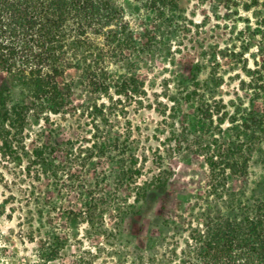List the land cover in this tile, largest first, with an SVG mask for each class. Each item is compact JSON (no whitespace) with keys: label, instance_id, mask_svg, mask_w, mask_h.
<instances>
[{"label":"trees","instance_id":"trees-1","mask_svg":"<svg viewBox=\"0 0 264 264\" xmlns=\"http://www.w3.org/2000/svg\"><path fill=\"white\" fill-rule=\"evenodd\" d=\"M131 1L135 8L128 0H0L4 159L19 165L26 161L28 175L74 188L94 155L105 159L112 152V167L96 176L94 188L101 185L106 191L113 183L139 178L140 170L131 174L138 161L131 153V135L113 134V123L125 118L129 108L144 106L141 66L162 51V25L168 34L177 29L181 7L179 0ZM205 1L214 27L212 40L203 38L198 66H205L208 76L182 81L169 126L173 134L181 133L176 149L186 145L203 158L215 193L227 194L228 181L235 178L244 196H206L202 218L188 223L184 247L173 254L176 264H264V181L255 196H245L251 161L264 157V0ZM184 31L190 28L181 27ZM226 79L239 80L244 96L237 93L230 103L222 99ZM183 105L194 106L197 132L176 119ZM67 116L87 120L91 139L88 146L82 141L79 146L87 150L85 156L66 155L78 142H60L61 125L53 137L37 133L31 138L41 122ZM73 167H79L77 172ZM163 174L134 190L135 195L165 191L170 178ZM102 204L90 198L83 219L102 221ZM64 242L57 237L47 259H57Z\"/></svg>","mask_w":264,"mask_h":264},{"label":"rangeland","instance_id":"rangeland-1","mask_svg":"<svg viewBox=\"0 0 264 264\" xmlns=\"http://www.w3.org/2000/svg\"><path fill=\"white\" fill-rule=\"evenodd\" d=\"M128 1L135 8L133 1ZM179 2V26L168 34L162 25V51L141 66L147 92L144 106L129 108L125 118L113 123V134L131 135V153L138 157L131 174L140 170L139 178L113 183L106 191L101 185L94 188L96 176L101 177L112 167L109 159L115 153L111 152L105 159L94 155L74 188L62 187L54 179L38 180L28 175L26 161L19 165L0 154V264H176L173 253L184 247L188 223L202 218L201 201L206 196H244L243 185L235 178L229 179L227 194L215 193L203 158L191 147L184 145L178 150L174 146L181 133L173 134L169 126L173 100L180 97L182 81H193L194 76L207 78L208 70L198 66V56L203 38L212 40L214 27L205 0ZM194 24L200 28L194 29ZM181 27L190 31L182 33ZM238 89L239 80L226 79L219 95L230 103L237 93L244 96ZM176 119L186 120L191 132L198 131L193 105H183ZM86 122L77 116L54 117L36 126L31 138L37 133L53 137L61 125L58 140L78 142L66 155L72 159L85 156L87 150L79 146L81 141L88 146L91 139ZM58 156L64 161L65 155ZM78 168L71 169L77 172ZM160 173L170 178L165 191L152 190L145 196L140 190L142 195H135L134 190L147 187ZM249 174L245 196H255L264 181V157H254ZM90 198L102 201V221L83 219ZM57 237L65 238V242L59 257L50 261L47 256L54 250Z\"/></svg>","mask_w":264,"mask_h":264}]
</instances>
